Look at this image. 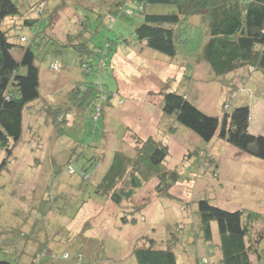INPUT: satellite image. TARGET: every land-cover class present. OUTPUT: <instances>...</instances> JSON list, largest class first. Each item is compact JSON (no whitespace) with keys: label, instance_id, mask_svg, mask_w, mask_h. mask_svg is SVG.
<instances>
[{"label":"rangeland","instance_id":"1","mask_svg":"<svg viewBox=\"0 0 264 264\" xmlns=\"http://www.w3.org/2000/svg\"><path fill=\"white\" fill-rule=\"evenodd\" d=\"M13 1L17 20L36 19L17 32L35 44L40 98L26 109L22 137L0 176V259L138 264L135 250L153 239L156 247L172 248L178 264H222L217 223L206 239L198 211L207 198L257 215L250 241L263 239L251 259L264 264V160L218 135L205 142L162 110L169 90L185 92L221 120L249 106V130L264 136V71L246 66L215 75L199 57L207 35L187 23L176 58L146 47L135 34L138 0ZM174 8L151 7L165 14ZM82 20L87 29L78 38ZM70 34L77 47L67 45ZM148 139L167 145L168 157L131 199L115 204L99 184L117 152L134 160ZM5 157L0 152V162Z\"/></svg>","mask_w":264,"mask_h":264},{"label":"trees","instance_id":"2","mask_svg":"<svg viewBox=\"0 0 264 264\" xmlns=\"http://www.w3.org/2000/svg\"><path fill=\"white\" fill-rule=\"evenodd\" d=\"M138 1L141 5L136 8L142 16L135 34L146 47L176 58L180 44L186 43L182 35L186 26H182L187 23L201 27L207 35L208 41L199 57L211 67L215 75H229L246 66L264 71V0ZM107 3L111 4L110 0ZM116 4L117 10L122 13L134 14V10L125 12V5ZM157 5L175 7L176 12L165 14L152 11L151 7ZM20 14L13 0H0V152L6 154L0 162V176L8 166L14 146L22 137L26 109L40 98V70L36 64L35 44L29 37L17 32L36 24V19L17 20ZM110 18L112 14L109 13L108 21ZM7 21L13 22L7 24ZM80 23L82 27L77 30L78 38L87 29L83 20ZM74 36L70 34L67 45L77 47ZM18 53L21 55L19 58ZM163 97V113L173 117L201 140L211 142L218 135L242 152L264 160V136L250 132L249 106L236 108L231 113L225 112L221 120L203 112L185 92L169 90ZM168 155L167 145H160L153 139H148L134 160L117 152L99 184L101 194L105 196L112 192L110 198L118 205L131 199L141 187L142 180H148L152 171L159 169ZM160 177L162 182H166V173L160 174ZM177 178L174 173L171 184ZM198 211L206 239L212 238L211 224L217 223L222 264H252L251 257L258 254L259 243L263 239L260 234L257 239L250 241L253 222L257 221L256 214L247 213L246 210L228 211L207 198L198 202ZM149 241V246L135 250L138 264H178L172 248H159L153 239ZM68 257L66 253L64 258ZM0 264L12 263L0 259ZM200 264H205L204 260Z\"/></svg>","mask_w":264,"mask_h":264}]
</instances>
